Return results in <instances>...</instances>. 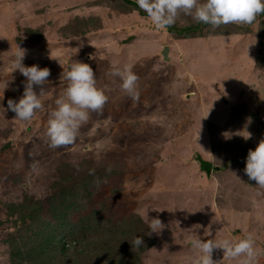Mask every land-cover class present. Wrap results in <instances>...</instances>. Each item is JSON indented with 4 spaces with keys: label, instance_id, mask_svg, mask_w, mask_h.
Listing matches in <instances>:
<instances>
[{
    "label": "rangeland",
    "instance_id": "1",
    "mask_svg": "<svg viewBox=\"0 0 264 264\" xmlns=\"http://www.w3.org/2000/svg\"><path fill=\"white\" fill-rule=\"evenodd\" d=\"M124 1L0 0V264H61L9 258V240L26 235L22 204H30L27 212L40 208L47 223L64 208L54 200L61 179L73 182L75 207H82L70 212L67 228L77 235L78 226L93 220L90 257L66 252L72 264H192L199 255L194 234L233 242L252 234L264 249V188L244 173L248 151L264 139V14L251 25L203 24L194 34H178L171 29L196 22L181 14L160 30ZM17 46L27 50L24 66L51 72L43 110L25 122L7 110L9 99L22 98L26 80L12 67ZM166 47L168 62L161 55ZM75 61L93 69L108 101L102 113L90 112L74 144L53 149L48 120L68 86L63 73ZM125 66L139 77L138 102L110 75ZM197 155L219 170L201 173ZM91 178L97 184L85 197L82 185ZM145 209L165 224L159 235L149 234ZM26 225L35 240L30 229L40 225ZM137 236L144 246L132 248ZM71 241L64 251H72ZM103 241L109 246L100 247ZM212 259L238 264L219 249Z\"/></svg>",
    "mask_w": 264,
    "mask_h": 264
},
{
    "label": "clouds",
    "instance_id": "2",
    "mask_svg": "<svg viewBox=\"0 0 264 264\" xmlns=\"http://www.w3.org/2000/svg\"><path fill=\"white\" fill-rule=\"evenodd\" d=\"M136 4L155 28L160 30L173 26L181 14L213 29L230 24L251 25L259 15L264 14V0H136ZM75 50L77 53L79 48ZM26 54V49L17 46L12 64L14 71H19L26 78L23 96L18 102L12 99L7 101V110L15 113V119L21 122L30 121L37 111L43 110L40 97L44 94V86L49 83L48 78L51 75L47 67L40 68L35 64L24 66L22 61ZM63 75L68 86L64 95L56 100L57 107L50 113L46 131L48 146L53 149L74 144L81 126L88 122L90 112L102 113L108 101L104 91L97 88L93 69L88 64L75 61ZM110 75L121 79L120 87L131 100L139 101V77L132 71L131 66H125L123 70L114 68ZM34 86L39 87V94ZM7 87L8 82L3 85V90ZM244 138L250 139L251 133L246 132ZM244 173L249 180L264 188V139L255 150L248 151ZM89 174L94 173L90 171ZM148 213L147 209L142 211V219L148 224L149 234L159 235L166 226L158 217L150 218ZM142 246L143 238L135 237L132 248ZM191 246L199 250V255L192 260V264H220L212 259L213 252L217 249L223 250V259L235 260L238 264H258L259 258L264 256V249L256 247L252 234L238 242L229 239L205 241L194 234Z\"/></svg>",
    "mask_w": 264,
    "mask_h": 264
},
{
    "label": "trees",
    "instance_id": "3",
    "mask_svg": "<svg viewBox=\"0 0 264 264\" xmlns=\"http://www.w3.org/2000/svg\"><path fill=\"white\" fill-rule=\"evenodd\" d=\"M124 2L127 5L134 6V9L136 8V10H138L139 12L141 11L134 2L128 0H125ZM202 26L203 24L196 23L193 26H187L185 29L182 30H175L173 28L171 29V31H178V34H185L187 32H189V34H194V32L198 31L199 28ZM61 181L62 179L56 184V187L60 189V194H58L56 199L54 200H56L57 206H62L64 204V208L59 213H52L51 219L48 220L47 223L45 222L43 216L39 213L41 210L40 208L34 209L33 207H31L33 209L27 212L30 204L28 202L22 204L23 209L21 210V212L24 213V226L26 227H24L23 230L25 231L26 235H22V237H19L17 239L9 240L10 259L15 260L16 262H20L23 260L30 259L32 257H36L38 260L42 257H45V261L59 260V263L61 264H72V259L68 258L66 252H69V255H71L75 259L86 260L90 257V249L92 248L91 246H94V244L89 243L91 241L90 239L92 238H89L88 233L91 223L90 221L92 219H86L85 223L82 224V226H78L80 233H78L77 235L74 233L75 231H71L70 228H67V219L70 216V212H73L75 210L79 211L80 209H82V207L79 205L75 207L76 201H74V199L77 197L78 194L72 190L74 188L71 187V184L73 182L70 184V182L66 183L64 179L62 181L63 183ZM96 184L97 183L94 182L92 178L89 179V182L83 183L82 187H84L85 197L90 194ZM52 208L54 209V206ZM20 209L21 206L17 207V209H12L11 212H17ZM53 211H55V209ZM27 220L37 222L40 225L39 227H34L30 229L31 234L33 235V237H35V240L33 241L30 240L32 238L29 236V226L26 225ZM97 229L99 230V228ZM101 230L102 233H100L101 235L99 234V236H101L100 239L102 241L104 240L106 233L104 229ZM66 240H72L68 244L69 246H71L70 249L72 251H64V242ZM103 242L104 244L99 243L100 247L103 248L109 246L108 243H105V241ZM17 243L27 244L25 246L26 250L20 251V249L14 248Z\"/></svg>",
    "mask_w": 264,
    "mask_h": 264
},
{
    "label": "water",
    "instance_id": "4",
    "mask_svg": "<svg viewBox=\"0 0 264 264\" xmlns=\"http://www.w3.org/2000/svg\"><path fill=\"white\" fill-rule=\"evenodd\" d=\"M168 53H169V49L167 47L161 52V55L165 62L169 61ZM196 163L199 166L200 172L204 173L207 177H210L213 171L219 170L218 168H214L212 163H210L209 161L202 159L200 155L196 156Z\"/></svg>",
    "mask_w": 264,
    "mask_h": 264
},
{
    "label": "bare ground",
    "instance_id": "5",
    "mask_svg": "<svg viewBox=\"0 0 264 264\" xmlns=\"http://www.w3.org/2000/svg\"><path fill=\"white\" fill-rule=\"evenodd\" d=\"M138 60V59H137Z\"/></svg>",
    "mask_w": 264,
    "mask_h": 264
}]
</instances>
